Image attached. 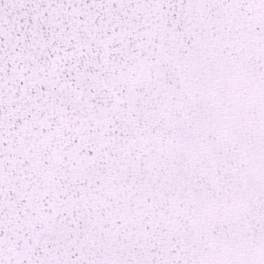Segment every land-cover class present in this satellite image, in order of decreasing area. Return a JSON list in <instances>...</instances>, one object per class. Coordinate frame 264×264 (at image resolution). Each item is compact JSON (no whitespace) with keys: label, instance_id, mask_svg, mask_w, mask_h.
Returning <instances> with one entry per match:
<instances>
[{"label":"snow or ice","instance_id":"obj_1","mask_svg":"<svg viewBox=\"0 0 264 264\" xmlns=\"http://www.w3.org/2000/svg\"><path fill=\"white\" fill-rule=\"evenodd\" d=\"M0 264H264V0H0Z\"/></svg>","mask_w":264,"mask_h":264}]
</instances>
